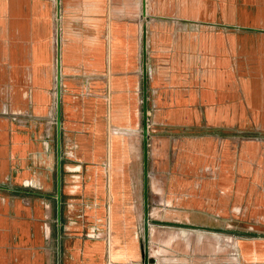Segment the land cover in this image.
I'll return each mask as SVG.
<instances>
[{
  "label": "crops",
  "instance_id": "0c3cea01",
  "mask_svg": "<svg viewBox=\"0 0 264 264\" xmlns=\"http://www.w3.org/2000/svg\"><path fill=\"white\" fill-rule=\"evenodd\" d=\"M242 118L264 130V0H0V264H140L145 179L150 222L264 228V144L222 156Z\"/></svg>",
  "mask_w": 264,
  "mask_h": 264
},
{
  "label": "rangeland",
  "instance_id": "374dc122",
  "mask_svg": "<svg viewBox=\"0 0 264 264\" xmlns=\"http://www.w3.org/2000/svg\"><path fill=\"white\" fill-rule=\"evenodd\" d=\"M220 139L223 145L222 156H229V151H231L235 152L233 156L239 158L242 155L243 146L247 142L264 144V130L255 125L250 118L247 120L242 118L237 124L226 125L223 123ZM208 172L209 170L205 169V173L209 174ZM257 187L261 193H264L263 179L260 180ZM142 188H145L144 185ZM220 194L223 204L227 205L230 194L222 192ZM160 215V213L157 214V216ZM210 215H214L220 220V223H216L220 224V227H195L179 221L150 222L148 216L147 257L152 260V263L147 264H242L237 249L240 238L264 235V228L250 227L249 223L254 218L247 215L243 205L225 206L222 211L210 212ZM259 220H262V216H259ZM98 227L102 230L103 225ZM101 239L98 238V240ZM144 244L143 223L139 234V245L142 249L140 264L143 263ZM133 249L134 244L126 242L124 250L127 253H133Z\"/></svg>",
  "mask_w": 264,
  "mask_h": 264
},
{
  "label": "water",
  "instance_id": "95a60500",
  "mask_svg": "<svg viewBox=\"0 0 264 264\" xmlns=\"http://www.w3.org/2000/svg\"><path fill=\"white\" fill-rule=\"evenodd\" d=\"M142 110H143V138H144V147H143V158H144V166L146 171V160H147V146H146V138H147V104L146 98L142 101ZM145 189H144V247H143V264L148 263L147 257V225H148V211H147V191H146V179L144 181Z\"/></svg>",
  "mask_w": 264,
  "mask_h": 264
},
{
  "label": "built area",
  "instance_id": "2783aa9c",
  "mask_svg": "<svg viewBox=\"0 0 264 264\" xmlns=\"http://www.w3.org/2000/svg\"><path fill=\"white\" fill-rule=\"evenodd\" d=\"M206 169L209 170V168ZM86 236L95 239L102 238L106 245L110 244V229L107 224L103 226L102 230L98 226H93L88 232H86Z\"/></svg>",
  "mask_w": 264,
  "mask_h": 264
},
{
  "label": "bare ground",
  "instance_id": "6f19581e",
  "mask_svg": "<svg viewBox=\"0 0 264 264\" xmlns=\"http://www.w3.org/2000/svg\"><path fill=\"white\" fill-rule=\"evenodd\" d=\"M151 261H152L151 259H148V263H152ZM142 264H143V263H142Z\"/></svg>",
  "mask_w": 264,
  "mask_h": 264
}]
</instances>
